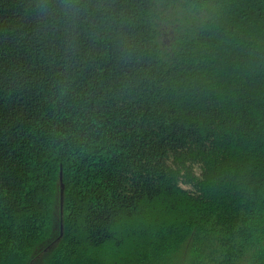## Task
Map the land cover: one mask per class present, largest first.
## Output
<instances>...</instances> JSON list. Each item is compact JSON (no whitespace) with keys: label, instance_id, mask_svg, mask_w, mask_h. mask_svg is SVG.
<instances>
[{"label":"trees","instance_id":"1","mask_svg":"<svg viewBox=\"0 0 264 264\" xmlns=\"http://www.w3.org/2000/svg\"><path fill=\"white\" fill-rule=\"evenodd\" d=\"M73 4L0 0V264H264V0Z\"/></svg>","mask_w":264,"mask_h":264},{"label":"clouds","instance_id":"2","mask_svg":"<svg viewBox=\"0 0 264 264\" xmlns=\"http://www.w3.org/2000/svg\"><path fill=\"white\" fill-rule=\"evenodd\" d=\"M62 11L65 15H70L74 9L73 0H61Z\"/></svg>","mask_w":264,"mask_h":264},{"label":"rangeland","instance_id":"3","mask_svg":"<svg viewBox=\"0 0 264 264\" xmlns=\"http://www.w3.org/2000/svg\"><path fill=\"white\" fill-rule=\"evenodd\" d=\"M167 40H168V37L165 35V36H164V41H165V43L167 42Z\"/></svg>","mask_w":264,"mask_h":264}]
</instances>
